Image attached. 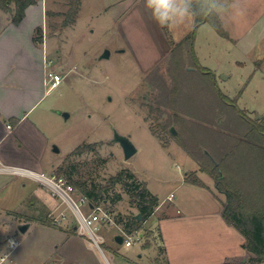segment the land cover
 <instances>
[{
	"label": "rangeland",
	"instance_id": "1",
	"mask_svg": "<svg viewBox=\"0 0 264 264\" xmlns=\"http://www.w3.org/2000/svg\"><path fill=\"white\" fill-rule=\"evenodd\" d=\"M14 6L11 11L4 9L12 21ZM34 6L43 7L45 12L41 32L34 34L39 41H34L45 48L48 62L52 61L46 72H58L64 79L56 87L46 79L38 95L43 97L26 116L27 121L12 131L2 150L7 151L14 142L24 157H37L42 166L39 171L49 176L61 175L60 167L76 164L79 176L89 183L106 184L123 169L134 172L136 179L130 181L147 184L163 201L159 211L145 222L142 231L147 239L130 246L116 242L120 230L115 226L103 227L100 233L112 264H153L158 249L154 237L158 214L184 213L199 194L187 185L176 188L182 173L190 170L200 174L199 163L180 143L187 141L191 148L195 145L190 140L193 122L207 132L219 123L222 128V118L227 115L241 121L195 63L216 73L220 91L246 114L264 119V0H216L229 37L218 33L210 22L201 24L196 31L195 63L185 47L173 51L195 27L194 15L188 9L169 27H161L145 7V0H81L74 24L67 25L70 0H38ZM106 49L110 57L101 58ZM174 87L176 94L171 96ZM64 112L70 116L66 118ZM174 114L187 121L175 122L177 134L170 131ZM114 127L130 135L138 147L128 160L121 145L112 141ZM235 128L234 124L232 130ZM82 145H91V149L72 155ZM9 152L7 158L0 156L3 164L27 161ZM201 175L219 194L212 185L214 179ZM35 191L51 195L46 186L28 176L0 174V237L19 240L14 264H108L78 231L71 208L62 204L61 198L52 197L60 209L54 212L50 208L44 217L42 203H29ZM171 192L175 196L172 201L168 199ZM119 194L121 200L114 203ZM107 197L104 204L116 214L124 217L139 212L121 185L113 187ZM21 224H30L26 233L20 232ZM147 240L149 247L143 246Z\"/></svg>",
	"mask_w": 264,
	"mask_h": 264
},
{
	"label": "trees",
	"instance_id": "2",
	"mask_svg": "<svg viewBox=\"0 0 264 264\" xmlns=\"http://www.w3.org/2000/svg\"><path fill=\"white\" fill-rule=\"evenodd\" d=\"M37 1L0 0V7L9 9V5L15 2L16 9L13 22L19 24L25 16L26 8L37 3ZM80 3L81 0H70V9L64 22L66 25L68 23L74 24ZM184 6L193 13L195 27L175 45L173 51L185 47L195 63L198 62L194 48L196 31L201 24L210 22L222 36L229 37V35L217 13L216 0H184ZM37 30L41 32L40 27ZM34 40L39 41L36 38ZM195 64L201 72L208 74L210 83L218 97H221L224 103L232 106L235 113L240 116L241 121L236 122L227 115V117L222 118V128L218 122V127L212 125V129L207 132L200 123L193 122L194 127L192 129L194 131L190 140L194 141L195 145L192 148L188 147L187 141L182 140L181 147L197 160L201 171L208 173L215 180L217 188L227 195L228 200L224 205L223 216L245 237L244 247L251 253L250 261L253 263L264 262V119L256 120L246 114L243 109L238 107L235 100L220 91L213 71L199 66V63ZM174 94H176L175 87L171 90V96ZM173 116L174 119L170 120V127H174L175 122L184 119L177 114ZM184 121L187 122L185 119ZM213 123L215 122L213 121ZM228 123H230L229 127H227ZM231 124L233 127L234 124L236 126L234 131ZM171 129L170 131L173 133ZM197 132L206 134L201 135ZM204 143H209L214 148H207ZM90 147L91 145L78 146L72 155L90 150ZM58 171L61 175H66L79 192L87 196L94 204H104L108 201L107 194L111 189L121 185L130 195V203L135 205L143 215L142 221L137 220L135 215L124 217L118 215L120 222L126 220L125 226L129 231L143 230L144 223L160 204L159 197L150 191L146 184L130 181L135 180L136 176L134 172L128 169L121 170L103 185L83 180L79 176L80 167L76 164H71L67 168L60 167ZM77 174L79 177H76ZM185 179L188 183L204 185L196 172L187 173ZM121 198L122 196L119 194L112 201L115 203ZM32 202L34 201L31 200L30 205H33ZM42 209H44L43 215L45 217L49 210L47 206H43Z\"/></svg>",
	"mask_w": 264,
	"mask_h": 264
},
{
	"label": "crops",
	"instance_id": "3",
	"mask_svg": "<svg viewBox=\"0 0 264 264\" xmlns=\"http://www.w3.org/2000/svg\"><path fill=\"white\" fill-rule=\"evenodd\" d=\"M13 4L15 2L9 5V11L13 10ZM34 5L26 8L19 25L12 21L9 12L0 7V156L7 158L10 150V154H19L23 161L27 160L21 165L16 163L12 166L39 171L42 166L37 157H24L14 142L9 144L8 152L2 150L12 131L27 121L26 116L44 95L38 97L41 87L45 85L48 59L45 48L43 50L34 41V34L43 26L45 12L43 7ZM31 16L38 20L34 21ZM36 90L39 91L37 95ZM8 125H12L11 129ZM199 170L200 174L190 170L182 173L176 187L178 189L187 185L199 190L198 196L190 201L192 207L184 213L165 211L157 216L156 232L153 230L158 249L153 264H264L250 261L251 253L244 247L245 237L223 216L227 195L217 186L219 194L213 192L211 184L201 175L206 172L201 171V168ZM191 172H196L204 185L188 183L185 177ZM214 184L215 180L212 182ZM37 192L29 197V203L33 200L32 204L42 203V207L47 206L48 210L55 209L57 202L52 195ZM173 192L168 195V199ZM162 203L154 213L159 211ZM150 245L148 240L143 243L145 247Z\"/></svg>",
	"mask_w": 264,
	"mask_h": 264
},
{
	"label": "built area",
	"instance_id": "4",
	"mask_svg": "<svg viewBox=\"0 0 264 264\" xmlns=\"http://www.w3.org/2000/svg\"><path fill=\"white\" fill-rule=\"evenodd\" d=\"M51 64L52 61L48 62L47 60L46 68L47 66H51ZM46 79L49 84L56 87L64 79V75L50 70L46 72ZM11 127L12 125H8V128ZM2 173H13L28 176L46 186L56 200L61 198L62 201L60 202L62 204H67L74 212L77 218L76 227L80 234L88 239L91 248L98 249L108 264L112 263L107 257L103 247L105 237L102 233H100L103 227H117L120 230V233L117 234L123 235L124 243L130 246L137 244L138 242H142L144 238L146 239L142 230H127L125 224L119 221V214H116L114 210L108 208L104 204H94L91 202L87 196L81 194L65 176L58 174H52L49 176L44 172L30 170L19 166L6 165L3 164L0 159V174ZM173 197L174 194H171L169 199L171 200ZM59 209L60 206H57L54 209V212ZM62 217L66 218L67 215L63 212ZM18 246L19 240L15 237H0V262H2V264H14L13 256Z\"/></svg>",
	"mask_w": 264,
	"mask_h": 264
},
{
	"label": "clouds",
	"instance_id": "5",
	"mask_svg": "<svg viewBox=\"0 0 264 264\" xmlns=\"http://www.w3.org/2000/svg\"><path fill=\"white\" fill-rule=\"evenodd\" d=\"M145 7L150 10L152 18L161 27H169L187 12L184 0H145Z\"/></svg>",
	"mask_w": 264,
	"mask_h": 264
},
{
	"label": "water",
	"instance_id": "6",
	"mask_svg": "<svg viewBox=\"0 0 264 264\" xmlns=\"http://www.w3.org/2000/svg\"><path fill=\"white\" fill-rule=\"evenodd\" d=\"M110 54H111L110 50L106 49L105 52L101 55V58H109ZM63 115L66 118H68L70 116V114L68 112H64ZM171 130H172L173 134H177V131H176L175 127H172ZM112 141L116 142V143H119L121 145L123 153H124V158L126 160L130 159L131 157H133L138 152V147L133 142L131 136L119 132L118 129H116L115 127L113 128ZM54 150L56 152H60V150H59V148L57 146L54 147ZM134 217L137 220H139V221L143 220V215L140 212L135 214ZM29 228H30V224H21V225H19V230L22 233H26ZM115 240H116V242L122 244V243H124V236L121 235V234H117L115 236Z\"/></svg>",
	"mask_w": 264,
	"mask_h": 264
}]
</instances>
